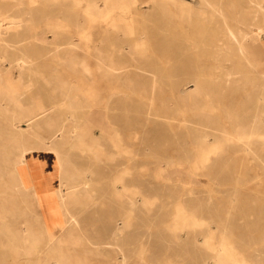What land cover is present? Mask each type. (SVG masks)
<instances>
[{
    "label": "rangeland",
    "instance_id": "1",
    "mask_svg": "<svg viewBox=\"0 0 264 264\" xmlns=\"http://www.w3.org/2000/svg\"><path fill=\"white\" fill-rule=\"evenodd\" d=\"M145 1L0 0L3 37L39 47L43 73L66 83L34 75L29 90L0 53L1 83L18 86L0 87V264H264L263 20L217 60L193 24L207 6L188 21L193 0ZM239 1L218 0L226 13ZM71 39L89 51H72L75 72L51 45ZM60 87L82 122L47 103ZM22 155L40 176L25 177Z\"/></svg>",
    "mask_w": 264,
    "mask_h": 264
},
{
    "label": "bare ground",
    "instance_id": "2",
    "mask_svg": "<svg viewBox=\"0 0 264 264\" xmlns=\"http://www.w3.org/2000/svg\"><path fill=\"white\" fill-rule=\"evenodd\" d=\"M125 1L127 3L129 2L128 5H127V8H126L127 11H130V7H131V4H132L133 1L134 2H137L140 5H143V4H147L148 3V1H145V0H131V1L130 0H125ZM181 1L184 2V1H187V0H181ZM88 2H89V5H91L92 2H93V0H88ZM231 2L228 3L229 4L228 7H227L228 13H226V10L223 8V6L220 5V3L218 2V0H193V3L191 2L192 5L189 8V15H188V19L187 20L188 21H191L193 19V17H194V12H196V11L204 12L205 7L207 6V9H208L207 11H209L208 13L211 14V16H209V17L204 16L203 19H202L203 22H201L199 24L196 23L193 20V24H195L196 28L198 26L200 29L203 30V32H201L202 33L201 36H202V40H203L202 43H201V50L204 51L205 53L211 52V53L215 54L214 55V58H216L217 60H220V58H221L224 61H227L228 59H230V57H231L232 54L234 55V52H236V49L237 50L240 49L238 47L236 48L235 46H232V44L233 43H236V45H238L237 43L240 42L239 40L241 38H246L247 39L249 37V35H251V33L255 30L254 27H255V24L257 23L256 18H258L260 16L262 18L263 24H264V0H240L237 5L235 3H231ZM6 5H8V4H6ZM6 5H4V4H2L0 2V10H1V6L2 7H5ZM180 5H181V3H180ZM14 6H16V5H14ZM11 8H13V7H11ZM89 8H90V6H89ZM182 9H185V8H182ZM127 13H124V15L127 14ZM10 19H11V16L8 14V12L1 13V11H0V53L2 54L1 55L2 56V58H1L2 64L8 63L10 65V67H11L12 70H18L19 73L23 75V77L22 76H19L18 78L21 79L20 81H22L23 84L28 89L31 86H36V85H38L40 83L38 80H32V77L34 75L35 76L37 75L38 77H40V81H42V83L46 87H50L52 85V83H55V86H58V85L59 86H64L66 83L64 85L58 84L56 81L50 80L48 77H46V75L42 71V67L39 64L38 59H36L34 57L32 58L31 54L36 55V53L38 52V48L39 47H37L36 45H33V46H27L26 44L20 45V43H22V42H19L18 41V38H14L12 40H7V39H5L3 37L4 36L3 35V28L5 26L6 21H8ZM181 19H183L182 16H181ZM185 20H186V18H185ZM230 21L233 23V26L229 25L230 24L229 23ZM259 21H261V20H259ZM211 22L212 23L214 22L213 24H214L215 28L214 29H210V31L209 30H206L205 29V25H210ZM115 29H116V27H115ZM36 41H37V43H41L42 45H45V47H44L45 49L47 48L46 46L49 45V43H45L44 38H41L40 40H36ZM187 41L189 42V40H187ZM51 45L54 46L52 48L54 50V53H55L54 54L55 55L54 58L57 60V63H62V65H66L67 66V69H70L73 72H75L76 69L78 68L77 67L78 64L75 63V60H78L80 58L78 56H76V55H73L72 54V51L73 50L74 51H78L80 49L81 51L89 52L88 49H86V48L78 47L77 44H76V42L74 40H72V39H71V41L66 42V43L58 42V43H51ZM31 48H32V52H31ZM82 57L85 58V59L83 61V64L81 65V72L82 73L84 72V73H86L89 76L94 75L93 72H94V69H95V65L96 64L94 65L92 56H89V58H86L84 56H82ZM244 59L246 60L247 65H251V63L249 62V60L247 58L244 57ZM246 62L244 61L243 63H246ZM238 63L240 64L241 62H237V65H239ZM243 63H242V65H243ZM110 67H111L110 69L113 70V71L120 70V69H124V66L123 65L115 64V63H111L110 64ZM250 67L252 68V66H250ZM96 70H97V68H96ZM125 71H127V70H125ZM45 73H46V71H45ZM114 74H115V72H114ZM70 78H71V76H70ZM14 80L15 79H13V78L8 79V78L4 77V78H2V82L3 83H1V78H0V87L2 85H4L3 87H6L7 89H9L12 92H16L17 91L16 89L18 88V86H16V84L13 82ZM93 80H95L94 79V76H93ZM226 80H227V78H226ZM70 82L73 83L72 81H70ZM71 83H69L70 84V87L72 86ZM60 88L63 90V93H61L60 95L53 94V95L49 96V98H45L46 101H47V103H50L52 105V107H55V108H57L59 110H61V109L63 110V109H67V108H72L73 107L74 113H76L77 120L79 122H82L84 119H86L85 118L86 117V112L83 113V111H82V109H83V103H82L81 99H78V97H73L72 94H71V92L69 91L70 89H65V88H62V87H60ZM30 96H31V94H30ZM29 98H31V97H29ZM31 100H32V98H31ZM36 100L33 99L32 102H34ZM38 100H41L42 102H44L43 99H40L39 98ZM79 110H81L82 112H80ZM55 149H57V148H55ZM29 150H30V148H29ZM65 154H67V153H65ZM38 155H39V153H38ZM19 158H20V160H19L20 163H22V164L24 163L25 165H27V166H25L26 167L25 168V174H26L25 177L26 178H30L31 177V178L34 179V178H37L38 176H40V174L42 173V171L40 170L41 168L39 169V166H37V162L36 161H31V162H29L30 160L29 161H26V159H24V155L20 156ZM58 158L59 157H57V159ZM28 163H29V165L33 166L32 170H30V167H29ZM55 171H57V170H55ZM58 172H59V170H58ZM49 176H50V174H49ZM60 176L62 177V175H60ZM60 184H61V182H60ZM8 185H9L8 188L11 190L12 195H17L18 194L17 196H19V192L20 193L22 192V190L20 191V189H22V188H24L26 186V182L23 181V180L22 181H18L17 179L16 180L15 179L14 180L11 179V180H9V184ZM56 185H54V186H56ZM8 188H7V190H8ZM22 193H21L22 199H24L22 201H26L27 196H25ZM8 218H9V216H8Z\"/></svg>",
    "mask_w": 264,
    "mask_h": 264
},
{
    "label": "crops",
    "instance_id": "3",
    "mask_svg": "<svg viewBox=\"0 0 264 264\" xmlns=\"http://www.w3.org/2000/svg\"><path fill=\"white\" fill-rule=\"evenodd\" d=\"M262 41H263V43H264V35H263Z\"/></svg>",
    "mask_w": 264,
    "mask_h": 264
}]
</instances>
